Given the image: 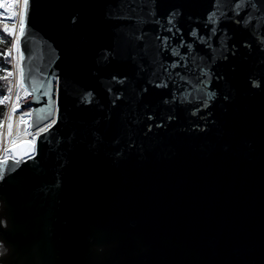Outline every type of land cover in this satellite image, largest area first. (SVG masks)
I'll use <instances>...</instances> for the list:
<instances>
[{"label":"water","instance_id":"95a60500","mask_svg":"<svg viewBox=\"0 0 264 264\" xmlns=\"http://www.w3.org/2000/svg\"><path fill=\"white\" fill-rule=\"evenodd\" d=\"M155 8L162 20L179 10L187 31L211 3ZM120 9V0H31L25 64L58 72L67 96L59 131L37 141L38 163L0 185L2 264H264V52L222 24L230 38L213 39L215 60H197L216 99L192 116V105L164 104L156 77L140 71L139 28L117 19ZM113 75L127 77L116 107L105 92ZM87 91L99 103L80 104ZM26 99L45 107L29 97L20 112ZM149 123L163 126L147 132Z\"/></svg>","mask_w":264,"mask_h":264},{"label":"snow or ice","instance_id":"6c2138e0","mask_svg":"<svg viewBox=\"0 0 264 264\" xmlns=\"http://www.w3.org/2000/svg\"><path fill=\"white\" fill-rule=\"evenodd\" d=\"M30 3L31 0H0V9L3 10L0 12V31L10 38L11 45L6 51L0 52V58L5 61L11 58L13 61L10 67H0V73H3L0 81L7 82L6 93L0 95V106L7 108L0 118V185L14 179L23 165H29V161L32 164L38 163L37 157L41 153L37 141L43 134L45 140L41 143L46 144L47 138L54 134L53 129L59 131L57 125L62 123V99L67 96L65 83L58 72L41 76L33 74V69L25 64V48L22 44L27 46L31 34L28 24ZM156 3L157 0H120L123 15L117 16V19L135 21L139 28L132 39L139 49L138 55L142 61L140 71L156 77L158 82L149 80V83L155 89L165 90L169 99H165L164 104L179 102L181 105H192L190 115L195 116L208 109L210 102L216 99V92L208 90L212 79L210 70H207V64L202 66L197 60L202 61L206 56L215 60L212 41L218 39L223 45L230 38L227 28L221 27L228 22L248 31L257 50L264 52V30L261 24L264 21V0H210L211 9L203 20L197 21V27L187 31L179 25V10L169 12L163 20L157 18ZM17 7L19 11H16ZM146 8L149 9L147 16L151 19L142 15ZM5 12L7 17L4 16ZM17 17L18 26L14 22ZM7 20L13 23L9 24ZM144 25L152 27L145 29ZM4 42L0 39V44ZM244 47L251 49L252 44L246 43ZM109 55L105 54V61ZM126 80L127 77L118 78L113 75V83L105 88L113 107L117 106V101L122 100ZM253 87H260V84L253 81ZM144 91L148 89L144 88ZM22 97H31L35 103L44 102L45 107L33 108L32 103L26 99L27 107L20 112ZM78 102L89 106L99 103L92 91L83 93L78 97ZM18 112L20 115L17 118ZM33 112L41 114L37 125H33L30 119ZM146 118L149 121L156 119L155 115ZM41 121H46L43 126H39ZM154 126L159 128L163 124L149 123L146 131L151 132ZM33 127L36 129L34 132L30 131ZM0 227H7L2 219ZM5 247L0 242V264L6 255Z\"/></svg>","mask_w":264,"mask_h":264},{"label":"trees","instance_id":"16d2710c","mask_svg":"<svg viewBox=\"0 0 264 264\" xmlns=\"http://www.w3.org/2000/svg\"><path fill=\"white\" fill-rule=\"evenodd\" d=\"M0 39H3L5 42L0 44V52L6 51L7 48L10 47V38H8L5 34L0 31ZM10 67V60L5 61L3 58H0V67ZM3 75V73H0ZM7 82L0 81V95L6 93ZM7 110L6 106H0V118H2V114Z\"/></svg>","mask_w":264,"mask_h":264},{"label":"built area","instance_id":"2783aa9c","mask_svg":"<svg viewBox=\"0 0 264 264\" xmlns=\"http://www.w3.org/2000/svg\"><path fill=\"white\" fill-rule=\"evenodd\" d=\"M2 11H3V10L0 9V12H2ZM16 11H19V7L16 8ZM4 16L7 17V13H6V12L4 13ZM7 22H8L9 24L13 23L12 20H7ZM14 22H15V23L17 24V26H18V23H19L18 17L15 19ZM10 46H11V45H10ZM13 55H14V53H13ZM9 60H10V64H11L13 61H11V58H9ZM23 99H25V98H23ZM23 99H21V100H23ZM18 114H20V112H18Z\"/></svg>","mask_w":264,"mask_h":264},{"label":"bare ground","instance_id":"6f19581e","mask_svg":"<svg viewBox=\"0 0 264 264\" xmlns=\"http://www.w3.org/2000/svg\"><path fill=\"white\" fill-rule=\"evenodd\" d=\"M22 99H23V97H22ZM19 115H20V114L17 113V118L19 117ZM33 132H34V131H33Z\"/></svg>","mask_w":264,"mask_h":264}]
</instances>
